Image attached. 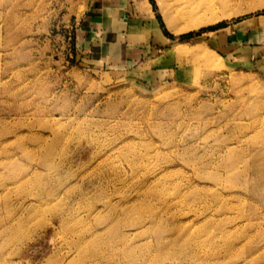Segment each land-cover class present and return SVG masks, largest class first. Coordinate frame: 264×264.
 <instances>
[{"label":"rangeland","instance_id":"1","mask_svg":"<svg viewBox=\"0 0 264 264\" xmlns=\"http://www.w3.org/2000/svg\"><path fill=\"white\" fill-rule=\"evenodd\" d=\"M90 2L0 0V264H264V0L102 58Z\"/></svg>","mask_w":264,"mask_h":264},{"label":"crops","instance_id":"2","mask_svg":"<svg viewBox=\"0 0 264 264\" xmlns=\"http://www.w3.org/2000/svg\"><path fill=\"white\" fill-rule=\"evenodd\" d=\"M144 0H91L80 20L79 37L87 51L108 57L136 56L164 46L166 36L157 19L147 21ZM131 14V17L128 16ZM144 43V44H143ZM142 48V49H141Z\"/></svg>","mask_w":264,"mask_h":264},{"label":"bare ground","instance_id":"3","mask_svg":"<svg viewBox=\"0 0 264 264\" xmlns=\"http://www.w3.org/2000/svg\"><path fill=\"white\" fill-rule=\"evenodd\" d=\"M147 2V1H146ZM147 4L150 5L149 2H147ZM191 20L189 21V23H185L183 24L184 27L182 28H176L175 31L176 32H180V31H188L190 29H193V28H199L203 25H206L208 23H213L215 22L218 18H217V15L216 14H199V13H194L192 16H191Z\"/></svg>","mask_w":264,"mask_h":264},{"label":"trees","instance_id":"4","mask_svg":"<svg viewBox=\"0 0 264 264\" xmlns=\"http://www.w3.org/2000/svg\"><path fill=\"white\" fill-rule=\"evenodd\" d=\"M190 35V34H189Z\"/></svg>","mask_w":264,"mask_h":264}]
</instances>
